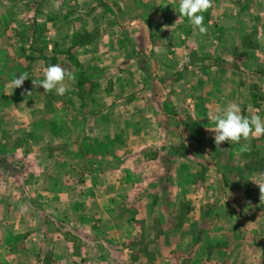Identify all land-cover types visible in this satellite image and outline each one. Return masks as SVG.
Instances as JSON below:
<instances>
[{"label": "crops", "instance_id": "1", "mask_svg": "<svg viewBox=\"0 0 264 264\" xmlns=\"http://www.w3.org/2000/svg\"><path fill=\"white\" fill-rule=\"evenodd\" d=\"M31 2L0 0V149H16L17 153L18 149L30 147L52 149L51 136L48 141L45 129L55 128L57 124L59 129L64 128V136L60 134V138L64 139L66 155L72 149L68 142L69 121L84 122V105L88 101L81 98L80 92L89 84L75 83V96L68 97L67 91L54 102L42 88L33 85L37 69L30 59H35L38 52L31 44L42 34L53 40L44 49L47 57L56 43L67 50L73 34L93 33L102 27V32L92 34L89 42L72 50L79 64L76 75L79 70L80 74H87L92 69L94 76L111 74L113 78L101 83L96 76L92 81L95 86L89 102L104 105L106 110L94 114L96 126L92 136L98 139L101 157L91 178L74 184V198L68 192V177L62 179L61 172L59 180H53L51 172H46L40 179L33 177L30 183L34 190L37 188L36 196L44 203L47 216L58 214L52 212L55 208L52 200L59 202V218H62L64 203L81 199L76 206L77 224L89 217L92 228L100 231V219L102 223L107 219L109 235L120 239L118 234L122 233L124 239H132L139 233L136 219L130 215L127 221L119 223L118 215L109 209L112 204L140 203V211L146 218L150 215L143 212L144 203L154 202L157 212L153 217L159 221L171 214L157 203L169 201L187 202L190 207L184 215L194 212V208L190 209L193 203L209 198L234 206L236 215L244 216L245 208L241 206L244 199L264 209L260 205L264 203V172L253 169L263 180L259 194L247 196L242 180L228 179L224 170L227 158L240 152L233 149H241L243 139L239 143L216 145L215 133L211 131L215 124L210 118L229 103L239 104L244 116L264 117V29H260L264 20L252 19L250 27L257 31L249 35L241 29L242 18L235 17L226 24L222 18L213 19L205 12L207 32L201 34L186 17L179 18V0H40L38 5ZM211 19L216 30L211 29ZM249 36L252 43L244 46V39ZM21 73H27L29 79L13 90L11 82ZM65 85L68 88L66 81ZM70 100L80 111L75 118L73 109L69 110ZM115 123L121 124L116 128ZM80 127L77 130L83 131V124ZM80 136H84L83 132ZM14 143H17L15 147ZM175 149L184 152L178 154ZM213 152L219 155L225 152L227 156L213 159ZM119 159V166L114 167L113 160ZM69 164L66 158L61 162L63 175L68 174ZM201 169L203 177L197 179ZM52 185L59 187L57 195L52 192ZM84 187L85 191L79 189ZM212 191H217L219 197H211ZM82 202H89L91 211ZM104 203L109 205L103 207ZM179 228L171 230L176 233ZM188 231L196 233L193 226ZM251 239V248L259 252L257 256L263 253V257L251 258L248 264H264V231L253 227ZM243 242H247L245 246L249 244L247 239ZM3 247L0 243V249ZM194 258L191 257L190 263L195 262ZM11 261L12 264L23 262L18 258ZM175 261L171 256L152 262L175 264ZM0 264H4V259H0ZM122 264H131L130 258Z\"/></svg>", "mask_w": 264, "mask_h": 264}, {"label": "rangeland", "instance_id": "2", "mask_svg": "<svg viewBox=\"0 0 264 264\" xmlns=\"http://www.w3.org/2000/svg\"><path fill=\"white\" fill-rule=\"evenodd\" d=\"M39 2L40 0H32L31 3L38 5ZM26 3L28 4V1ZM207 13L209 14L207 15ZM206 16H212L213 19L222 18L226 24L232 22L235 17L242 18L244 24L241 29L243 28V31L250 35L257 31L255 27L254 29L251 28L252 26L250 27L251 20L257 18L264 20V0H211ZM210 22L211 29L216 30V23L212 19ZM260 29L263 31L264 26H261ZM95 31L81 35L73 34L72 44L67 50L61 49L56 43L52 47L51 54L47 53L50 54L47 57L44 56L46 53L44 49H47L49 42L52 43L53 40L49 41L42 34L36 43L31 44L32 48L38 52L35 59H30L35 63L37 69L36 81L43 80L44 72L41 71H44L48 65L59 64L73 76L70 81L66 79L69 89L68 97L75 96L73 86L75 83L89 84L86 86V90L80 92L81 98H84L85 102L88 101V104L84 105L83 123L75 120L69 121L68 142H71L72 149H68L66 155L63 151L65 150L64 139L60 138L61 135L64 136L62 133L64 128L59 129L57 124L55 128L45 129L48 141L49 135L51 136L52 149H31L32 147H30L29 149H18V153L15 152L16 149H5L4 147V149H0V243L5 246L0 249V259H4V264L6 260L10 261L6 264H12L11 260L16 258L20 261L23 260L21 264H117L115 261H120L122 264L123 260L130 258L131 264H153L152 261L157 258L172 256L176 260L175 264H248L251 258L263 257V253L257 256L259 252L251 248L253 227L264 231V209H260L258 203L252 200L244 199L241 202L243 203L241 206L245 208L242 211L244 216L236 215L237 210L234 206H225L224 203L214 200V198L193 203V207L190 209L194 208V212H187L185 215L183 212L187 210V207H190L185 201L157 203V205H162L160 208H164L165 212L171 214L170 217L164 218L162 221L153 217L157 212L154 202L144 203L142 210L150 215L149 217L145 216L146 218L142 216L139 208L140 203L117 202L115 205L112 204L113 207L109 209L113 214L118 215L119 223L127 221L130 215L136 219L139 233L132 239H124L122 233L118 234L120 239L115 235H109L107 219L103 223V220L100 219L99 224L96 219H93V222L100 226V231L92 228V220L89 217L81 224H77L76 206L81 199L78 201L68 200L67 203H64L65 205L62 207L65 211L62 213V218H59V202L54 200H52V207L55 208H52V212L56 211L58 214H52L50 217L45 214L44 203L39 201L36 196L38 190L37 188L34 190L35 188L30 184L33 177L40 179L44 173L51 172L53 180H59L61 172L62 179H64L63 176L68 177V192L74 198L75 188L72 187L76 182H83L84 178H91L92 172L97 166V159L101 157L98 153L99 149H97L98 139L92 136L93 127L96 126L93 119L95 113L97 115L105 112L106 108L100 104L93 105L89 100L94 92L93 78L95 79L97 76L99 78L97 81L101 83L113 78H111V74H104V76L98 73L94 76L92 69L87 74L84 72L80 74L79 70V74L76 75L79 64L72 51L77 46L89 42L92 34L102 32V27ZM250 39V36L248 39H244V46H249L252 43ZM115 77L117 76L115 75ZM43 93L52 98L53 102L59 98L57 97L59 95L54 92H44L43 90ZM69 103V110L73 109V118L76 115L79 116V109L71 105V100ZM189 123L187 122V125ZM80 124L81 126L83 124V131L77 130V126L79 128ZM117 124L115 123L116 128ZM77 131L79 136L76 139ZM82 132L84 136L80 138ZM105 140L108 141L109 138L105 137ZM112 143L117 146L116 143ZM16 144L14 143L12 146L15 147ZM241 146V149L232 148L240 152L237 155L233 153L232 158H227L228 162L224 167L225 175L233 181L236 178L242 180L245 186V195L259 194V189L262 188L259 185L263 183V180L253 169L264 172V136L243 140ZM175 150L178 154L184 152V149ZM226 156L225 152L220 155L213 152V159L215 157L222 159ZM65 158L68 163L73 164H69L68 174L63 175L65 170H61L59 167ZM120 161L121 159L117 162L113 160L112 165L118 167ZM48 163L50 166L47 165ZM75 166H78L79 169L77 170ZM45 167L47 169H43ZM203 174V169L198 170L196 178L201 179ZM148 175L151 177L152 173ZM220 176L223 177V174ZM253 181L257 185L253 184ZM79 189L85 191L86 187ZM51 190L57 195L59 187L52 185ZM211 195V197H219L217 191H212ZM82 205L91 211L92 205L89 202H82ZM108 205L109 203H104L103 207ZM260 205L262 206L264 203ZM173 213H175L174 217ZM186 214H189L188 217H185ZM207 214L209 215L207 216ZM176 226H180V228L176 233H173L171 228ZM191 226L196 233L188 231ZM246 239L249 241L247 246H245L247 242H243ZM193 256L195 262L190 263Z\"/></svg>", "mask_w": 264, "mask_h": 264}, {"label": "clouds", "instance_id": "3", "mask_svg": "<svg viewBox=\"0 0 264 264\" xmlns=\"http://www.w3.org/2000/svg\"><path fill=\"white\" fill-rule=\"evenodd\" d=\"M211 0H179L178 13L180 17H186L201 34L207 32L204 25L203 13L210 7ZM177 11V9H175ZM44 78L41 81H32L34 86H40L44 92H54L63 96L68 91L65 81L72 80L73 76L59 64L48 65L44 70ZM29 79L27 73H21L11 82L13 90L20 88L24 81ZM215 124L213 130L214 142L220 145L223 142L239 143L242 139L264 136V117L259 114L244 116L241 107L237 103H229L227 106L210 117Z\"/></svg>", "mask_w": 264, "mask_h": 264}]
</instances>
